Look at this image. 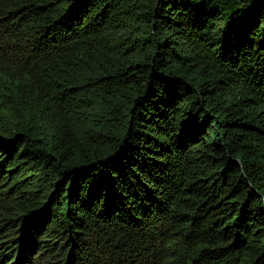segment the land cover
<instances>
[{
  "label": "trees",
  "instance_id": "1",
  "mask_svg": "<svg viewBox=\"0 0 264 264\" xmlns=\"http://www.w3.org/2000/svg\"><path fill=\"white\" fill-rule=\"evenodd\" d=\"M0 264H264V0H0Z\"/></svg>",
  "mask_w": 264,
  "mask_h": 264
}]
</instances>
